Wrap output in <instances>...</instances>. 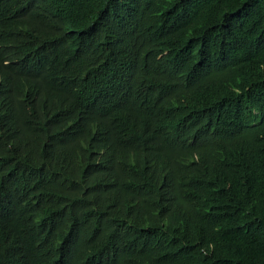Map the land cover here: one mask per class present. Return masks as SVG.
<instances>
[{"label":"trees","instance_id":"16d2710c","mask_svg":"<svg viewBox=\"0 0 264 264\" xmlns=\"http://www.w3.org/2000/svg\"><path fill=\"white\" fill-rule=\"evenodd\" d=\"M0 264H264V0H0Z\"/></svg>","mask_w":264,"mask_h":264}]
</instances>
